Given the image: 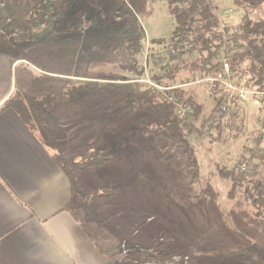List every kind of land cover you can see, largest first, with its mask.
<instances>
[{
    "label": "rangeland",
    "instance_id": "374dc122",
    "mask_svg": "<svg viewBox=\"0 0 264 264\" xmlns=\"http://www.w3.org/2000/svg\"><path fill=\"white\" fill-rule=\"evenodd\" d=\"M38 3L0 0V31H12L1 43H12L18 57L37 68L32 80L41 78L46 83L44 94L56 97L58 103L44 112L56 114L58 105L63 107L64 164L80 162L95 150L97 157L108 158L105 163L130 164L133 179L146 180L149 194L169 195L168 205L179 209L182 222L190 224L184 223L186 230L181 232L188 250L184 248L178 262L186 264L189 255L201 252L221 264H264V214H255L241 187L229 197L231 183L216 170L217 166L238 168L249 157L264 117L263 106L244 105L239 118L222 119L241 121V133L226 131L224 143L214 142L215 133H208L205 121L214 100L207 84L189 72L190 64L200 58L194 50L170 62L176 66L174 79L161 84L179 85L202 107L198 117L191 115L185 121L191 132L182 129L170 135L162 128H143L142 118L151 110L147 107L143 112L136 105L147 89L142 81L162 74V64H169L163 45L172 40L175 24L167 1L46 0L43 7ZM209 6L226 27L236 24L243 10L252 22L264 19V2L256 0H245L240 8L231 0H209ZM228 9L231 12L225 15ZM187 80L191 82L182 85ZM163 93H154L152 103L166 99ZM259 150L264 153V142ZM258 161L245 164V171L250 170L248 181L257 183L255 194L264 189V168Z\"/></svg>",
    "mask_w": 264,
    "mask_h": 264
},
{
    "label": "crops",
    "instance_id": "0c3cea01",
    "mask_svg": "<svg viewBox=\"0 0 264 264\" xmlns=\"http://www.w3.org/2000/svg\"><path fill=\"white\" fill-rule=\"evenodd\" d=\"M3 45L0 109L17 91H34L30 83L37 69L18 57L12 43ZM58 106L56 114L42 109L55 151L16 112L0 111V264H183L177 260L189 222L168 205L169 195L149 194L146 180L133 179L130 164L61 168L65 148ZM154 244H160L159 258H148ZM202 254L189 255L186 264L209 258L206 264H221Z\"/></svg>",
    "mask_w": 264,
    "mask_h": 264
},
{
    "label": "trees",
    "instance_id": "16d2710c",
    "mask_svg": "<svg viewBox=\"0 0 264 264\" xmlns=\"http://www.w3.org/2000/svg\"><path fill=\"white\" fill-rule=\"evenodd\" d=\"M39 7H43V3L46 0H37ZM43 1V2H42ZM48 1V0H47ZM167 8L174 20V30L172 33V40L174 39H187L190 38L193 43L191 50L175 56L166 57L169 60V64L163 68V73L159 75H153L151 81L161 86L163 80L174 79V73L176 66L170 64V62L182 57L183 55L197 50L200 54L198 62H192L189 66L190 75L197 73L199 81L207 75L215 72L219 68V62L222 51V38L216 36L214 40L210 41L206 38L207 33H216L219 26V17L215 14L209 6V0H166ZM245 0H231L232 6L240 8ZM259 3H263L264 0H256ZM12 31L3 32L0 31V43L5 40V34H10ZM227 33V57L232 66V81L238 87L245 88H259L264 86V19H258L252 22L248 17L245 10L239 15V19L236 24L226 28ZM164 59V58H163ZM195 80H192L194 82ZM195 81V82H196ZM191 81L187 80L184 84H188ZM143 83V82H142ZM145 84V83H144ZM43 81L37 77L31 81L33 87L32 95L28 96L25 91L16 92L7 101L4 102L0 111L11 109L16 112L23 123L31 130L35 132L39 140L43 145L52 151L56 150V144L51 134L49 133L46 120L42 117L41 111L43 108H51L56 105L54 94L42 93L41 86ZM146 85V84H145ZM147 86V85H146ZM166 88H172L166 90L163 94L173 97L174 103L164 99L160 103H152V97L154 93L158 92L155 88L147 86V89L141 92L136 101L138 108H142L145 112V108H150V114L144 116L145 119L142 122V127L150 128L154 126L156 128H162L166 130L170 135L177 133L182 129H186L191 132V126L185 121H181L176 118L174 114L175 103L191 104L193 106V116L198 117L201 114L202 107L198 105L193 97L186 96L185 92L179 85L164 86ZM174 87V88H173ZM74 91H81L82 89H73ZM72 90V91H73ZM42 93V94H41ZM68 97H72L69 95ZM57 100V99H56ZM51 101V102H49ZM221 102V98L214 101V107L210 111V114L205 118L206 124L208 123V133H215L212 136V140L217 143H224L225 139L222 137L226 131H237L241 133V121L238 123H226L222 119L224 115L219 114L217 105ZM47 103L50 105L46 106ZM135 105V106H136ZM264 106V104H263ZM264 108V107H263ZM230 120V118H228ZM225 135V134H224ZM264 140L256 138L255 147L249 150V157L244 159L246 165L254 164L255 159H259L257 164H260L264 168V153L259 150V146ZM96 143V142H95ZM101 144L100 142H97ZM101 148H98V150ZM88 157H85L80 162H74L69 164L68 168L74 169H86L99 164H104L108 161V158L96 156L97 151L92 150ZM259 153L256 157L255 155ZM61 168L65 170V164H61ZM216 170L219 176L231 183V191L229 197L237 190L238 187L244 189L246 195L250 200V206L255 210L256 215L264 214V189L260 190L258 194H255L257 187L256 182L249 180L246 177L247 171H241L238 168L227 169L226 167L217 166ZM251 184V185H249ZM252 190L254 192H252ZM160 252V244H154L153 247L147 252L148 258L158 257ZM163 256H160L162 258ZM159 258V257H158Z\"/></svg>",
    "mask_w": 264,
    "mask_h": 264
},
{
    "label": "built area",
    "instance_id": "2783aa9c",
    "mask_svg": "<svg viewBox=\"0 0 264 264\" xmlns=\"http://www.w3.org/2000/svg\"><path fill=\"white\" fill-rule=\"evenodd\" d=\"M231 12L230 9L225 10L223 13L228 15ZM226 26L223 22H219V26L216 33H207L206 38L210 41L214 40L216 36L222 38L223 46L221 51V57L219 62V68L217 71L207 75L198 82L206 83L208 86V95L216 101L221 98V102L217 105L219 114L224 115L225 118H239L240 111L244 105H251L257 109H261L264 104V86L259 88H245L238 87L232 81V66L227 57V33ZM164 51L168 56L175 57L181 55L192 49L193 43L190 38L187 39H174L169 43L164 44ZM166 64H162V68H165ZM147 86L155 88L158 91L165 92L172 88H166L153 83L149 78L144 81ZM174 88V87H173ZM167 101L174 103V99L168 96ZM264 107V106H263ZM193 113V106L191 104L175 103L174 114L177 119L186 121ZM264 140V118L260 121L258 126V137ZM259 154V153H257ZM258 156V155H256ZM246 162L242 161L238 165V169L244 171L246 169Z\"/></svg>",
    "mask_w": 264,
    "mask_h": 264
}]
</instances>
